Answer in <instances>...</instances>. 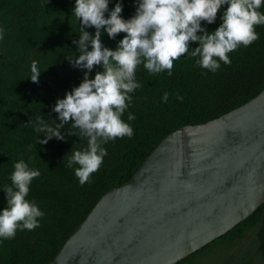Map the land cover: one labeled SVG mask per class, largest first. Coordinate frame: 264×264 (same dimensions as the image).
I'll return each mask as SVG.
<instances>
[{"label": "trees", "instance_id": "1", "mask_svg": "<svg viewBox=\"0 0 264 264\" xmlns=\"http://www.w3.org/2000/svg\"><path fill=\"white\" fill-rule=\"evenodd\" d=\"M76 0H0V213L7 207L6 186H11L14 164L24 160L41 175L34 179L27 199L45 213L41 226L33 231H17L14 239H0V264H49L66 241L87 218L101 197L120 187L135 174L154 148L170 133L188 125L203 124L248 103L264 90V25L256 26L259 39L229 54L231 65L211 72L196 65L189 55L174 61L172 75L167 71L149 73L143 65L136 70L141 85L130 95L132 101L122 119L134 129L131 138H118L103 147L107 156L90 182L83 186L68 160L75 150H84L88 140L78 129L66 124L64 140L53 138L47 144L43 133L34 130L36 116H43L53 127L58 99L78 87L86 69L74 67L68 59L79 57L74 41L80 39V21L73 9ZM117 3L121 16L136 14L138 0H109L108 18ZM223 5L214 23L202 21L209 33L222 24ZM264 12V5L259 9ZM92 37L94 27L87 28ZM202 35L203 33H198ZM126 34L115 39L102 30L101 42L115 50ZM192 42L191 47H198ZM89 50L91 45L89 44ZM38 63L39 82L31 81V64ZM103 71L97 66L90 73ZM168 101L162 102L164 93ZM177 95L183 99H177ZM135 115L129 121L128 114ZM31 122V123H30ZM76 135H69L68 132ZM259 226L258 254L264 260V204L226 235L178 264H192L210 249L232 245ZM241 264H254L251 259Z\"/></svg>", "mask_w": 264, "mask_h": 264}, {"label": "water", "instance_id": "2", "mask_svg": "<svg viewBox=\"0 0 264 264\" xmlns=\"http://www.w3.org/2000/svg\"><path fill=\"white\" fill-rule=\"evenodd\" d=\"M264 204V90L167 135L49 264H178Z\"/></svg>", "mask_w": 264, "mask_h": 264}, {"label": "clouds", "instance_id": "3", "mask_svg": "<svg viewBox=\"0 0 264 264\" xmlns=\"http://www.w3.org/2000/svg\"><path fill=\"white\" fill-rule=\"evenodd\" d=\"M223 5H228L223 22L209 33L201 23H214ZM262 5L264 0H138L136 14L126 20L121 16V3L106 18L109 0H76L73 13L81 28L80 39L74 43L80 55L68 60L74 67L87 71L78 87L57 100L53 111L58 114L59 123L55 127L43 116L35 117L34 130L46 137L39 139L38 144H47L53 138L64 140L61 129L66 124L78 129L88 144L84 150L72 152L68 167L79 166L75 176L82 186L90 182L107 156L103 145L134 134L122 117L132 101L130 94L141 87L136 81L137 68L143 65L151 74L167 71L171 76L174 61L185 55L196 58L197 66L213 73L220 69L221 62L231 65L230 53L259 39L256 26L264 25V12L259 11ZM92 27L96 29L94 37L86 31ZM104 29L112 39L126 34L115 50L102 44ZM4 38V29L0 28V41ZM192 42L199 46L192 48ZM97 66H102L103 71L90 78ZM40 74L38 63L33 61L31 81L38 83ZM168 99L166 92L162 102ZM177 99L183 97L177 95ZM128 120H135V115L129 113ZM68 134L76 135L72 131ZM40 175L24 160L14 164L11 186L4 188L7 207L0 213V239H14L18 230L33 231L41 226L45 213L27 199L33 180Z\"/></svg>", "mask_w": 264, "mask_h": 264}, {"label": "rangeland", "instance_id": "4", "mask_svg": "<svg viewBox=\"0 0 264 264\" xmlns=\"http://www.w3.org/2000/svg\"><path fill=\"white\" fill-rule=\"evenodd\" d=\"M258 231L259 226L252 229L240 241L232 245H218L192 264H241L243 261L251 259L254 264H264V260L258 254Z\"/></svg>", "mask_w": 264, "mask_h": 264}]
</instances>
